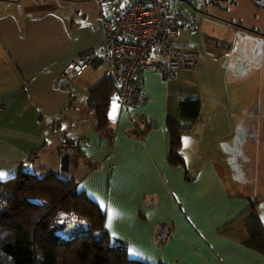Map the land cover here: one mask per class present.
I'll use <instances>...</instances> for the list:
<instances>
[{"label":"crops","instance_id":"1","mask_svg":"<svg viewBox=\"0 0 264 264\" xmlns=\"http://www.w3.org/2000/svg\"><path fill=\"white\" fill-rule=\"evenodd\" d=\"M22 1L0 0L3 180L21 171L74 180L105 214V228L114 243L124 244L128 253H136L129 255L133 259L149 264H264V255L244 244L245 221L251 207L254 205L258 216L264 217L257 196L248 188L255 184L254 175L247 172L248 168L261 173L264 170L256 162L264 158V136L259 134L262 105L254 102L251 110L257 107L258 119H248L252 112L247 110L241 89L229 88L226 74L214 72L228 58L234 70L232 85L245 78L241 65L245 69L256 64L246 55L252 57L256 41L264 46V34L259 37L245 30H254V22L245 27L214 14L231 28L227 32L235 39L239 37L233 30L242 36V45L235 53L233 45L222 44L225 37H214L212 70L203 50L193 46L202 53L194 70L207 75L209 84L204 92L199 83L189 93L184 92L188 81L196 78L192 71L182 70L181 75L178 71L172 81L150 68L140 71L137 83L144 100L131 108L115 102L114 109L113 98L109 117L114 140L109 143L98 133L96 114L87 99L90 89L115 72L106 69L105 74L100 67L105 64L97 60L75 79L74 86L69 87L70 81L67 87H59L74 58L102 44V2L42 0L41 5L48 10L31 15L19 7ZM187 4L192 6L194 2ZM251 6L264 12V0ZM185 99L201 100L198 121L182 118L180 104ZM85 105L87 109H83ZM78 107L82 109L80 115ZM140 117L153 129L143 139L129 137L126 132L138 124L136 119ZM170 118L187 129L181 150L184 166L168 163ZM65 141L71 142L67 150L75 151L71 157L59 153ZM129 207H133L130 220L126 219ZM110 213L115 214L110 217ZM163 232L167 238L160 242Z\"/></svg>","mask_w":264,"mask_h":264},{"label":"trees","instance_id":"2","mask_svg":"<svg viewBox=\"0 0 264 264\" xmlns=\"http://www.w3.org/2000/svg\"><path fill=\"white\" fill-rule=\"evenodd\" d=\"M115 93L114 80L108 78L90 89L87 99L96 114L97 131L109 143L114 140L109 109ZM201 108V100L185 99L180 104V113L184 120L195 122L201 117ZM143 120L136 119L138 124L126 134L143 139L153 129ZM167 128L170 133L168 163L172 167L184 166L181 150L187 129L173 118L168 119ZM72 210L88 220L89 233L63 239L58 234L65 230V224L59 222V216ZM105 223L106 217L99 205L80 191L74 180L31 172L0 180V264H149L130 258L124 244H115L104 233ZM245 226V246L264 255V222L254 205ZM97 232L105 238L96 239Z\"/></svg>","mask_w":264,"mask_h":264},{"label":"built area","instance_id":"3","mask_svg":"<svg viewBox=\"0 0 264 264\" xmlns=\"http://www.w3.org/2000/svg\"><path fill=\"white\" fill-rule=\"evenodd\" d=\"M105 37L101 45L90 47L71 62L65 76L75 80L84 75L95 61H102L115 72L108 75L115 83L114 100L123 108L135 107L144 100L138 88L140 71L150 68L172 81L180 70L194 69L202 58L197 47H180L172 43L181 28H196V20L170 4L176 0H100ZM198 1L202 8L205 0ZM62 221L75 218L62 214ZM88 231L86 222L81 223ZM77 227H73L76 230ZM67 232V230H66ZM66 237L65 239H69Z\"/></svg>","mask_w":264,"mask_h":264},{"label":"rangeland","instance_id":"4","mask_svg":"<svg viewBox=\"0 0 264 264\" xmlns=\"http://www.w3.org/2000/svg\"><path fill=\"white\" fill-rule=\"evenodd\" d=\"M50 1H53V0H50ZM237 1L239 3H237L236 0H205V4L203 5L202 9H200L201 11H198V7H197L198 1H194V4H193L194 7H192L190 4H187L186 2L181 3L180 0H176L174 3L172 2L170 4L171 7H174V6L178 7L181 10L192 15L195 18L196 23H197L196 29L193 27L181 28L178 32V35L172 39V43L177 46H181V47L197 46L201 48L205 56H207V60H209V62L211 63L210 68L212 70L214 66L213 57L216 56L215 50H214L215 42L213 41L214 37H225L226 41L223 42L222 44H224L225 46H231V48L233 45V50L236 51L235 53H237V50L242 45L239 40L240 37L242 36H240L236 30H233L234 31L233 33H237L236 35L237 37H239L235 39L233 34L227 32L228 31L227 29H231V28H227L228 26H226L223 22H220L219 20L215 19L214 14H222V16H225L226 18L233 20L235 24L239 23V24L244 25L245 27L249 26L250 22H254V25H252L254 26L253 27L254 30L256 29L261 33L260 34L258 31L255 30L256 31L255 34H258L259 37H261L260 35L264 34V12L262 13L261 10H259L258 6H256V9L252 8L251 6V5H254V3L258 5L262 4V0H237ZM41 4H42V0H23L22 4H20L19 7L22 8L23 6L24 12L30 13L31 15H36V14H41L44 11L48 10L47 7H43ZM50 6H51L50 9L52 10L53 8H55L53 7L54 6L53 4H51ZM19 9L20 8L17 7L18 12H20ZM61 13L65 14L62 11ZM229 41L231 43H229ZM256 43H257L256 51L253 53L252 57L249 55H246V57L248 58V60H250V62L252 63L256 62V64L254 65L253 63V66H250L249 68H245V69L241 65V69L244 71L245 78L237 82L238 84L232 85L235 82L231 80L234 70L232 67H230L231 60L228 62L227 61L228 58L226 60H222L220 66L217 67V70L219 72L217 70L215 71V69H214V72L221 73V75L226 74L227 79H224V80L225 82H227V86L229 88L241 89V95L244 96L245 98V101L247 104V110L250 109L248 112L250 111L252 112V115L250 116L248 115V119H252V121H257L258 119L257 118L258 117L257 107H254L252 110H251V107L254 106V102L261 103L263 111L261 113L262 114V119H261L262 125L259 131V134L264 136V77L262 76L264 75V46H262V44L258 41H256ZM100 67L102 69H105V74H106V69L108 70V67H106L105 65H101ZM183 71H186L190 74H192L191 71L194 73L196 72L194 69H187ZM182 73L183 72L181 70L178 72V75H181ZM195 76L196 78L193 80L187 79V80H190L188 81V84L190 85L187 87L188 90L184 91L185 93H189L191 90H193L195 86L194 84L196 83L200 84L201 92L205 91L206 84H209L206 79L207 78L206 73L199 71L195 73ZM64 79H68L69 81L72 82L69 87L74 86L76 82L75 80H71L67 78L65 75H64ZM84 107L85 108L83 109H87L86 105ZM206 109H209V108L206 106ZM77 111L80 115V112H82V109H79L78 107ZM70 143L66 141L61 143L58 149L60 155L71 157V155L75 153L74 150L73 151L67 150L68 146L70 147ZM190 147L194 150L193 148L194 142H191ZM251 159L253 160L254 158H251ZM261 160L262 162H259V161H256V162L260 165V168L264 169V158H262ZM116 162L120 163V160L117 159ZM249 166H250V160L248 159V167ZM21 172H27V171H21ZM21 172H19V174ZM247 172L252 173L255 178V184H253V188L251 187H248V188L251 189L253 194L257 196L256 202H259V204L256 203V205L258 204V206H260L261 209L264 210V170L261 173V172H256L255 170L248 168ZM6 180H9V179H6ZM148 206H150V203L148 204ZM132 211H133V207H129L128 212L130 214L126 215V219L130 220L132 218ZM62 214H69V215L74 214V217L80 223L86 222L87 226L89 225L88 220L85 219V217L83 216L80 217L79 213H77L74 210L70 211L69 213L68 212L61 213L60 216ZM60 216H59V222L61 224H65V230L63 232H60L58 235L64 239L65 236L70 231L73 230V227H69V223L67 224V219H64L62 221ZM80 228H81L80 226L77 227L76 230H74V232L76 233L73 234L71 237L69 236L70 235L69 233L68 234V237H70L69 239L76 237L78 235L89 233V231L78 232L81 230ZM104 233L108 235L107 231H105ZM104 238L105 236L101 239H104Z\"/></svg>","mask_w":264,"mask_h":264},{"label":"water","instance_id":"5","mask_svg":"<svg viewBox=\"0 0 264 264\" xmlns=\"http://www.w3.org/2000/svg\"><path fill=\"white\" fill-rule=\"evenodd\" d=\"M186 3H188L187 1H186ZM192 7H194V5L192 4ZM201 8L200 7H198V11H201L200 10ZM222 21V20H221ZM235 26H237V25H235ZM238 28H240V29H244L242 26H237ZM246 31H250V32H253V33H255L256 31L255 30H252V29H245ZM69 80L68 79H63V80H61L60 81V84H59V87L60 88H65V87H67L68 85H69ZM105 235L104 234H102L101 232H98V233H96L95 235H94V237L96 238V239H101V238H103ZM166 238H167V233L166 232H163V234H161V237L159 238V241L161 242H164L165 240H166Z\"/></svg>","mask_w":264,"mask_h":264},{"label":"bare ground","instance_id":"6","mask_svg":"<svg viewBox=\"0 0 264 264\" xmlns=\"http://www.w3.org/2000/svg\"><path fill=\"white\" fill-rule=\"evenodd\" d=\"M69 227H81L80 229V231H78V232H81V231H83L84 229H83V227L81 226V223L76 219V218H71V219H69ZM69 232V231H68ZM70 233V237L73 235V234H75L76 232H74V229L72 230V231H70L69 232ZM68 233V234H69ZM68 234L66 235V237H68Z\"/></svg>","mask_w":264,"mask_h":264},{"label":"snow or ice","instance_id":"7","mask_svg":"<svg viewBox=\"0 0 264 264\" xmlns=\"http://www.w3.org/2000/svg\"><path fill=\"white\" fill-rule=\"evenodd\" d=\"M115 107H116V104H115V101H114V103H113V108L115 109ZM5 178H6V177H5V174L2 173V172H0V180H3V179H5ZM102 207H103V206H102ZM114 214H115V213H110V217H111V215H114ZM261 219L264 220V217H261ZM129 255H130V256H135L136 253H135V252H130Z\"/></svg>","mask_w":264,"mask_h":264},{"label":"flooded vegetation","instance_id":"8","mask_svg":"<svg viewBox=\"0 0 264 264\" xmlns=\"http://www.w3.org/2000/svg\"><path fill=\"white\" fill-rule=\"evenodd\" d=\"M259 36V35H258Z\"/></svg>","mask_w":264,"mask_h":264}]
</instances>
